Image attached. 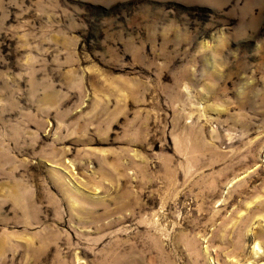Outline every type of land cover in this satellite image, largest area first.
<instances>
[{
	"label": "rangeland",
	"instance_id": "rangeland-1",
	"mask_svg": "<svg viewBox=\"0 0 264 264\" xmlns=\"http://www.w3.org/2000/svg\"><path fill=\"white\" fill-rule=\"evenodd\" d=\"M0 264H264V0H0Z\"/></svg>",
	"mask_w": 264,
	"mask_h": 264
}]
</instances>
